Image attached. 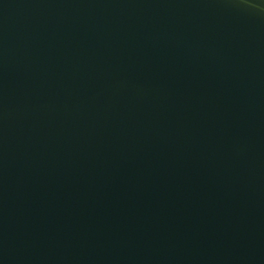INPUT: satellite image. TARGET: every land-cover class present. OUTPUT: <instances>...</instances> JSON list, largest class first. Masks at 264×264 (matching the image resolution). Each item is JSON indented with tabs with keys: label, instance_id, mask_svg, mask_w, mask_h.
Here are the masks:
<instances>
[{
	"label": "water",
	"instance_id": "1",
	"mask_svg": "<svg viewBox=\"0 0 264 264\" xmlns=\"http://www.w3.org/2000/svg\"><path fill=\"white\" fill-rule=\"evenodd\" d=\"M0 264H264V0H0Z\"/></svg>",
	"mask_w": 264,
	"mask_h": 264
}]
</instances>
